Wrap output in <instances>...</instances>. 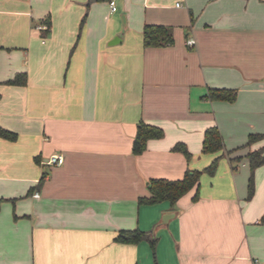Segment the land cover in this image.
Wrapping results in <instances>:
<instances>
[{
  "label": "crops",
  "instance_id": "crops-1",
  "mask_svg": "<svg viewBox=\"0 0 264 264\" xmlns=\"http://www.w3.org/2000/svg\"><path fill=\"white\" fill-rule=\"evenodd\" d=\"M110 1L0 0V124L18 132L0 136V264H264V164L250 194L248 157L264 138L245 145L264 133V0ZM147 23L174 42L146 47ZM141 121L165 134L135 153ZM211 126L221 150L204 151ZM216 157L176 203L139 202ZM134 228L147 236L116 240Z\"/></svg>",
  "mask_w": 264,
  "mask_h": 264
},
{
  "label": "trees",
  "instance_id": "trees-1",
  "mask_svg": "<svg viewBox=\"0 0 264 264\" xmlns=\"http://www.w3.org/2000/svg\"><path fill=\"white\" fill-rule=\"evenodd\" d=\"M144 45L149 46H163L169 45L174 42L173 27L167 24H151L147 23L143 30ZM9 83L14 84H26L27 72H19L15 77L9 79ZM237 89L234 88H213L210 91V96L213 99L235 100L237 97ZM164 129L155 124H151L145 121H141L138 126L133 142V151L135 153H141L147 147V142L153 137L164 136ZM0 136L8 138L10 140H16L18 138V132L7 128L0 124ZM264 138L262 132H252L249 135L248 141L245 145H250L255 141ZM225 147L223 135L218 126H211L206 130L204 139V151H218ZM175 149L185 152L190 158L191 152L188 150L184 142H178L175 145ZM251 164V177H250V194L254 191V171L259 166L264 164V146L260 149L249 152L248 154ZM219 157H216L210 165L205 169H192L188 168L181 179H169L156 177L149 180V195H143L139 197L140 203H156L163 200H170L172 203H176L179 198L186 192L191 190L194 186L200 185V176L203 171L214 173L219 164ZM3 198H0V207ZM147 232L140 228L134 229H122L116 236V240L127 243H137L141 241ZM152 247L155 249L156 239L150 238Z\"/></svg>",
  "mask_w": 264,
  "mask_h": 264
},
{
  "label": "built area",
  "instance_id": "built-area-1",
  "mask_svg": "<svg viewBox=\"0 0 264 264\" xmlns=\"http://www.w3.org/2000/svg\"><path fill=\"white\" fill-rule=\"evenodd\" d=\"M112 9L113 10H117V4L115 0H111L110 1ZM180 4V3H178ZM196 40L194 38H189L188 39V43L190 45L195 44ZM65 160V157L63 154H52L48 159L47 162L51 163V164H62Z\"/></svg>",
  "mask_w": 264,
  "mask_h": 264
},
{
  "label": "water",
  "instance_id": "water-1",
  "mask_svg": "<svg viewBox=\"0 0 264 264\" xmlns=\"http://www.w3.org/2000/svg\"><path fill=\"white\" fill-rule=\"evenodd\" d=\"M116 40H117V38L114 40V42ZM175 213H176L175 211L165 212L159 225H163V224L167 223L173 216H175Z\"/></svg>",
  "mask_w": 264,
  "mask_h": 264
}]
</instances>
